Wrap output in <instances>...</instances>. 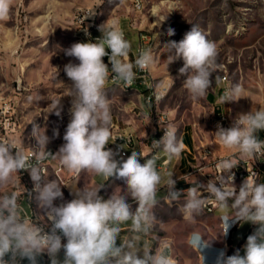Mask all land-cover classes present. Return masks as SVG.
Here are the masks:
<instances>
[{"label":"clouds","instance_id":"1","mask_svg":"<svg viewBox=\"0 0 264 264\" xmlns=\"http://www.w3.org/2000/svg\"><path fill=\"white\" fill-rule=\"evenodd\" d=\"M13 3L14 0H0V22L10 19ZM93 15L95 12H90L86 18ZM98 31L102 36L95 42H77L64 50L66 56L74 57L78 63L69 62L64 66L71 84H62L65 89L62 96L71 97V106L64 143L58 151L53 154L47 150L51 142L47 129L35 124L34 120L31 122V135L36 146L31 156L26 153L22 142H0V188L16 184L20 180L19 173L27 171L34 185L31 191L26 190L27 196L47 221L46 225H41L26 219L15 191L0 196V264H24L25 261L27 264H40L44 255L48 257L49 264H176L170 243H160L153 250L145 242V237L156 226L153 209L159 203L157 194L160 188L166 189L164 199L169 203L179 201L185 194V191L176 190L172 171L161 172L157 167L161 155L168 161L177 159L185 145L173 127H165L163 137L151 144L155 154L143 164L139 162L140 152L133 151L126 160H118L119 153L106 147L110 141L115 142L111 131V101L106 92L110 73L114 82L127 88L137 79L134 66L139 71H146L156 61L151 49L140 48L135 65L128 62L133 51L132 41L126 38L117 19H107ZM168 35H174V30L170 28ZM163 47L166 49L167 67L183 60L179 73L186 76L183 88L190 99L199 101L206 98L217 69L215 42L208 40L198 26L192 25L181 41H169ZM106 49H110V54ZM105 56L111 65L110 70L103 61ZM219 79L216 77L217 83ZM243 91L241 84L231 85L220 97V103L244 98ZM62 96L48 105V114L61 117ZM155 98L159 101L162 94L155 93ZM262 130L264 109H258L238 114L231 127L218 125L213 134L220 144L236 150L241 158H255L264 155V140L257 136V132ZM53 135L58 137L59 131L55 130ZM48 159L57 160L77 176L90 172L106 180L115 177L122 180L124 187L118 186L109 198L104 199L99 195L104 184L83 188L77 187L78 181L72 186L63 184L70 188L74 198L56 205L54 201H63L64 194L62 184L45 174L43 164ZM237 165L238 162L231 157L218 161L219 174L206 185L188 188L186 199L178 211L185 221L194 223L209 201H214L222 213L220 235L223 237L236 223L257 225L247 238L244 255L239 250L231 256L221 251L215 264H264V183H258L254 175H249L237 190L232 172ZM129 197L138 205L134 211L128 203ZM125 225H129V235L121 240ZM188 243L198 251L205 264L201 251L209 246L210 241L202 240L198 233L193 232Z\"/></svg>","mask_w":264,"mask_h":264},{"label":"rangeland","instance_id":"2","mask_svg":"<svg viewBox=\"0 0 264 264\" xmlns=\"http://www.w3.org/2000/svg\"><path fill=\"white\" fill-rule=\"evenodd\" d=\"M135 1L141 4L138 10ZM90 12L95 15L86 18ZM107 19H117L125 34L129 32L134 38L131 63L137 58L140 33L151 35L149 49L156 62L150 74L154 89L162 94V99L150 102L146 110L142 105L136 106L143 102L139 91H124L108 80L106 92L111 101L112 122L120 129L128 125L124 120L135 118L149 130L151 119L163 115L176 130L177 137L184 127L194 134L196 142L198 138L207 140L221 86L228 88L236 83L242 85L244 98L225 102L231 114L264 109V0H14L10 19L0 22V142L15 140L22 142L25 149H33L36 141L31 135V122L34 120L47 129L51 140L47 147L64 143L71 106V97L62 96L65 92L62 84H71L64 66L78 63L74 57L66 56L64 50L77 42H93L95 35L102 36L98 27ZM192 25L215 42L218 51L212 87L206 98L199 101H192L183 88L186 76L179 73L183 60L167 67L163 47L169 41H181ZM170 28L174 30L172 36L168 35ZM223 74L227 75L225 81L221 80ZM216 77L220 78L219 83ZM40 96L44 99L40 100ZM61 96V117L48 114V105ZM55 130L59 131L58 137L53 135ZM148 135L136 138L146 142ZM139 162L143 164L145 160ZM172 163L173 160L169 161L168 166ZM158 170L169 171V167ZM172 172L173 178L179 174L176 166ZM18 184L19 181L0 188V196L12 192ZM166 194V189L161 187L157 194L159 203L153 209L157 220L148 236L149 246L155 250L160 243H170L176 264H198L197 254L188 243L193 232L210 241L209 246L223 247L225 255L231 256L242 243L245 247L248 236L258 227L252 224L242 234L246 224L243 223L232 235L223 237L219 212L203 211L194 223H189L178 211L186 196L169 203L164 199ZM201 254L205 260L214 256L204 250Z\"/></svg>","mask_w":264,"mask_h":264},{"label":"built area","instance_id":"3","mask_svg":"<svg viewBox=\"0 0 264 264\" xmlns=\"http://www.w3.org/2000/svg\"><path fill=\"white\" fill-rule=\"evenodd\" d=\"M140 2L135 1L134 7L135 9H140ZM126 38L127 35L125 34ZM101 36L95 35L92 37L93 42L96 41V39L100 38ZM152 38L151 35L147 32H141L139 35V43L136 48V56L138 53V50L140 48L146 49V44L151 43ZM106 51L110 54V49H106ZM104 63L108 64L109 70L111 69V65L109 64L108 57L105 56L103 58ZM134 71L137 72V79L134 81L135 83L139 84L140 94L145 99L146 103L155 102V93L157 91L154 89L153 82L151 79L150 69L146 71H139L134 66ZM227 79V75L223 74L221 76V80L225 81ZM109 80L111 79V73L109 76ZM227 89L226 86H221V96L224 94V91ZM159 93V92H158ZM220 100V98H219ZM215 107L213 109L212 113V123L211 127L209 128V136L207 140H204L202 138H198V141L195 142L198 146V153H190L187 148H184V150H187V162L186 165L188 166L187 170H185L183 173L180 174V176L177 179H174L175 181L180 180L183 182V186L176 188L177 191H181L182 193L190 187L198 186V184H204L206 185V181L212 180L219 174V171L216 167L217 162L225 159L227 157H231L232 159L236 160L238 162V165L232 169V172L235 174V185L237 187V190H239V186L241 183L249 176L254 175L258 183H264V155L257 156L255 158H241L239 153L236 150L228 149L224 147L222 144L219 143L216 136L213 134L217 131V127L222 126L224 128L231 127L235 117L237 115H233L230 113L229 110L225 108V103L221 104L220 101H216ZM155 123H156V129L151 132L150 135L147 136L146 139V145L148 148L147 153H154V150L151 148V144L153 140H160L164 135V129L165 127H172L164 118L163 115H159L155 117ZM113 129L112 131V139L115 140L114 143L110 141L106 147L107 148H115V151L119 153V156H124L126 154V147L133 148L136 143V135L130 131H125L120 129L116 125H112ZM260 140H264V134L260 138ZM47 150L55 154V149L51 147H47ZM26 153H28L30 156L33 153V149L28 148L25 149ZM53 162L52 159H48L44 162L43 167L44 170L46 167H49L51 163ZM55 173H57L59 170L63 168L59 164L57 160H55ZM168 160L167 159H161L159 165H157L158 169L167 170L168 168ZM20 176V183L16 185V188L13 190L16 192L17 196L19 197V203L22 208L23 215L26 219L30 221H36L40 223L41 225H46L47 221L43 217V215L39 214L32 208V201L27 196L26 190L31 191L34 187L33 182L30 178V175L27 171H21L19 173ZM203 192V189H200ZM205 196H207V193H204ZM184 196V195H183ZM24 201L27 202V204H24ZM217 206L215 205L214 201H209L207 204V213L210 210H217ZM222 215V214H221ZM221 217V216H220ZM237 224V223H236ZM234 224L228 234L231 233L232 229L236 226ZM221 225V220H220ZM222 226V225H221ZM62 242H66L65 240H62Z\"/></svg>","mask_w":264,"mask_h":264},{"label":"crops","instance_id":"4","mask_svg":"<svg viewBox=\"0 0 264 264\" xmlns=\"http://www.w3.org/2000/svg\"><path fill=\"white\" fill-rule=\"evenodd\" d=\"M128 34V38L130 41H132V48L135 47V43H134V38L131 36V34L128 32L126 33ZM128 62H131V55L129 54V57H128ZM135 60L133 61V64H134ZM134 90H137L139 91V89H134ZM140 93V92H139ZM138 96H141V94H138ZM143 99V97H142ZM142 105V108L144 109H149L151 104L149 103H146L143 99V102L141 103H138L136 106H139L141 107ZM145 122L147 121L146 119H148V116L145 115ZM142 119V118H141ZM144 119V118H143ZM140 120V119H139ZM125 122H128L127 126L126 127H123L121 128L122 130H125V131H130L132 133H134L137 137L139 136H146V135H150L152 131H154L156 129V123H155V118H152L151 119V122L148 123V126H149V130L147 129V127H145V125L143 126L141 123H137L138 121L135 119V118H131L129 120H124ZM112 125H116L118 126L117 124L115 123H111V130L113 129V126ZM178 138L182 139L184 145H185V148L191 150L193 149L195 146H196V140H195V137H194V134L193 133H189L187 130L184 129V127L179 131V134H178ZM59 145L57 147H51V148H54L55 149V152L58 151L59 149ZM28 149V148H27ZM133 151H136V152H140L141 153V157H138L139 160L140 159H148L149 157L151 158V156L149 155L148 152V148H147V145H146V142H143L141 139H136V143H135V146L133 148H128L126 147V154L124 156H117L116 159L120 160V159H127L128 156L131 155V153ZM184 150L182 151L180 157H179V161H177V159L173 160V163L170 164L168 167H169V170L172 171V169L176 166V168L178 169L179 171V174L174 177L173 179H177L181 173H183L185 170H187L188 166L186 165V158L184 157ZM159 161H157V165ZM55 160H53V162L51 163V165L49 167H46V171H45V174L46 176L49 178V179H56L58 182H60L62 184L61 186V190L64 194V200L61 201L59 199H57L56 201H54V203L56 205H59L60 203H63V202H68L70 201L71 199L74 198V196L71 194V191H70V188L69 187H65L63 186V184H67L69 186H72L74 183H76L77 181V187L78 188H83L84 186L86 187H92L94 185H99V184H104V187L100 190L99 192V195L102 196L104 199H107L109 198V196L113 193V191L115 189L119 187H124L123 185V182L122 180H119V179H116L115 177H112V178H109L108 180H106L105 178L101 177V176H98L94 173H90V172H82L80 173L78 176L70 171H68L66 168H62L61 170H59L57 173H55L54 169H55ZM168 171V170H167ZM167 171H164V172H167ZM19 181V180H18ZM20 183V181H19ZM186 196V195H184ZM128 203H130L132 205V210L134 211L135 208L138 206L137 203L135 201H133L130 197L128 199ZM232 201L229 200V204H231ZM24 204L26 205L27 202L24 201ZM32 208L39 213V210L36 209V205L35 203L32 202ZM218 213V216L220 218L221 216V211L219 209L216 210ZM40 214V213H39ZM129 225H130V222H129ZM129 225H125L123 226L122 228V232H121V240L125 239L128 237L129 235V232H128V226ZM243 223H237L236 226L232 229L231 231V235L233 234L234 231H236V229H238L240 226H242ZM251 225L252 223H246L244 225V228H243V232L242 234L246 233L248 231L249 228H251ZM241 234V235H242ZM241 235H239L238 237H240ZM232 241H234V239L231 237ZM149 237H145V242L148 244L149 246ZM117 243L119 244L120 241L118 240ZM151 247V246H149ZM193 250L196 252L197 254V258H198V264H201L203 263V260L201 258V256L199 255L198 251L196 249L193 248ZM202 250H204V252H208L209 254L213 253V257L212 258H207L205 260V264H215V261H216V258L218 256V254L221 252V251H224L225 253V249L221 246H208L206 248H203ZM207 250V251H206ZM239 252L241 255H244V244L242 243L239 247ZM142 255V253H141ZM60 258L62 259L63 258V253L61 252L60 254ZM24 264H27V262L25 261ZM40 264H49V261H48V257L46 255H44L43 257H41V260H40Z\"/></svg>","mask_w":264,"mask_h":264},{"label":"bare ground","instance_id":"5","mask_svg":"<svg viewBox=\"0 0 264 264\" xmlns=\"http://www.w3.org/2000/svg\"><path fill=\"white\" fill-rule=\"evenodd\" d=\"M140 8H141V6H140ZM152 42V41H151ZM150 45H151V43H148V44H146V49H149L150 48ZM109 82H111V83H113V84H115V85H117L119 88H121L122 90H124V91H126V90H128V89H136V87H139V84L138 83H133V85L132 86H130V87H127V88H125L124 86H123V84H121V83H118V82H114L113 80H109ZM144 99V98H143ZM144 101H145V99H144ZM146 102V101H145ZM113 151H115V148H111ZM189 150V149H188ZM189 152L190 153H198V146L196 145L193 149H191V150H189ZM153 154H155V153H149V155L150 156H152ZM184 157L186 158V162H187V150H184ZM161 159H167L165 156H163V155H161V157H160V159L158 160L159 162H158V164L160 163V160ZM45 171H46V168H45ZM208 183V181H206V184ZM217 186H219L218 185V183H217ZM184 195H186V193L184 194ZM215 210H210V211H208V213H211V212H214ZM204 212H207V206L205 207V209H204Z\"/></svg>","mask_w":264,"mask_h":264},{"label":"trees","instance_id":"6","mask_svg":"<svg viewBox=\"0 0 264 264\" xmlns=\"http://www.w3.org/2000/svg\"><path fill=\"white\" fill-rule=\"evenodd\" d=\"M263 134H264V130H262V131H258V132H257V136H258V138L260 139V138L263 136ZM181 186H183V182L180 181V180H177V181H176V185H175V187H176V188H179V187H181Z\"/></svg>","mask_w":264,"mask_h":264}]
</instances>
